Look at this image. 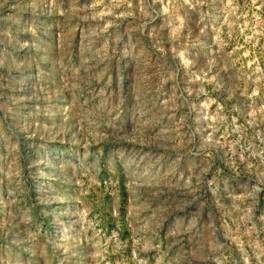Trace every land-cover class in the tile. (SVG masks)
Returning <instances> with one entry per match:
<instances>
[{
  "label": "rangeland",
  "instance_id": "rangeland-1",
  "mask_svg": "<svg viewBox=\"0 0 264 264\" xmlns=\"http://www.w3.org/2000/svg\"><path fill=\"white\" fill-rule=\"evenodd\" d=\"M0 264H264V0H0Z\"/></svg>",
  "mask_w": 264,
  "mask_h": 264
}]
</instances>
